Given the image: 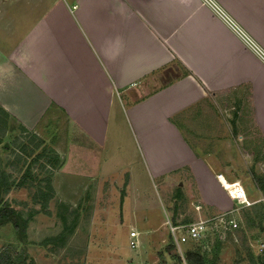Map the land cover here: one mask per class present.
Returning <instances> with one entry per match:
<instances>
[{"label":"crops","instance_id":"crops-1","mask_svg":"<svg viewBox=\"0 0 264 264\" xmlns=\"http://www.w3.org/2000/svg\"><path fill=\"white\" fill-rule=\"evenodd\" d=\"M244 86L264 138V0H0V106L34 131L63 114L51 183L66 204L124 183L157 227L175 182L221 211L217 176L245 178L218 94Z\"/></svg>","mask_w":264,"mask_h":264},{"label":"rangeland","instance_id":"rangeland-1","mask_svg":"<svg viewBox=\"0 0 264 264\" xmlns=\"http://www.w3.org/2000/svg\"><path fill=\"white\" fill-rule=\"evenodd\" d=\"M218 101L234 157L239 153L242 158L238 166L245 178L242 185L253 189L250 196L255 201L233 209L239 223L235 229L225 232L222 222L213 219L205 237L183 243L181 248L174 243L166 222L157 227L143 226L145 215L136 207L135 199L126 196L124 183L112 186L107 181L100 190L88 191L73 205L52 196L47 207H41L34 197L46 189L44 178L56 167L47 162L52 150L61 159L54 145L66 136L64 116L52 111L34 131L22 127L0 108V170L15 180L6 197L25 216L30 215L28 221L37 214L44 228L29 235L26 227L19 237L11 222L0 224V264H264V138L252 121L248 87L221 91ZM28 170L33 178H27L26 185L17 184ZM163 185V201L173 222L193 221L200 215L209 218L235 207L220 190L217 197L223 209L216 211L203 199L175 188V182ZM134 222L141 223L137 224L141 239L132 247L128 245V232L136 229L130 225ZM103 236L106 244L115 243L110 246L116 255L105 254L101 246L93 247L94 240L101 243Z\"/></svg>","mask_w":264,"mask_h":264},{"label":"built area","instance_id":"built-area-1","mask_svg":"<svg viewBox=\"0 0 264 264\" xmlns=\"http://www.w3.org/2000/svg\"><path fill=\"white\" fill-rule=\"evenodd\" d=\"M205 1L207 0H204V2ZM217 177L220 178V176ZM221 185L228 197L235 204V207L231 210L218 212L216 215L209 218H205L200 215L197 219L188 222H173L168 218L166 219L165 222L168 225L169 233L172 236L174 243L179 248H181L183 243H190L205 237L208 234L209 228L212 226L211 222L213 219H215V222H222L221 225L223 226L225 232L226 230H233L238 226L239 223L232 214L233 209L251 205L253 201L249 198L240 180H228V185L225 183H221ZM195 207L197 210H200V205H196ZM139 241L138 231L131 229L129 231V244L132 247L137 246Z\"/></svg>","mask_w":264,"mask_h":264},{"label":"trees","instance_id":"trees-1","mask_svg":"<svg viewBox=\"0 0 264 264\" xmlns=\"http://www.w3.org/2000/svg\"><path fill=\"white\" fill-rule=\"evenodd\" d=\"M1 110L5 111L1 106ZM6 112V111H5ZM7 113V112H6ZM22 127L26 128L22 125ZM27 129V128H26ZM49 161L53 163L52 166H58L61 162L59 155L56 151L52 150L51 155L48 156ZM55 167V168H56ZM54 168V169H55ZM53 169V170H54ZM53 171L49 173L45 178V185L46 189L41 191L39 194H36L34 199L40 202L41 207L46 208L48 205L49 199L53 196V186L51 183V175ZM27 178H33V174L28 170L27 175L22 177L21 181H18L17 184L20 182L21 185H26L29 183ZM15 184V180L13 179L12 175L5 170H0V224L11 222L14 226L18 236L22 237L27 227V222L29 216H25L24 213L17 209L15 206L11 204V202L6 197L11 186ZM30 187V186H29ZM188 255H192V252L189 251ZM193 264H196L193 262Z\"/></svg>","mask_w":264,"mask_h":264},{"label":"bare ground","instance_id":"bare-ground-1","mask_svg":"<svg viewBox=\"0 0 264 264\" xmlns=\"http://www.w3.org/2000/svg\"><path fill=\"white\" fill-rule=\"evenodd\" d=\"M219 176H220L219 179H220L221 183H225L226 185H228L227 178L223 174H219Z\"/></svg>","mask_w":264,"mask_h":264}]
</instances>
